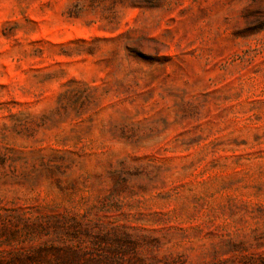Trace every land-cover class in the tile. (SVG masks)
<instances>
[{"label": "rangeland", "instance_id": "1", "mask_svg": "<svg viewBox=\"0 0 264 264\" xmlns=\"http://www.w3.org/2000/svg\"><path fill=\"white\" fill-rule=\"evenodd\" d=\"M0 264H264V0H0Z\"/></svg>", "mask_w": 264, "mask_h": 264}]
</instances>
